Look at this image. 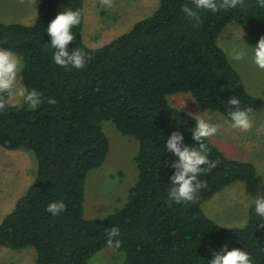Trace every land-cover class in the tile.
I'll return each instance as SVG.
<instances>
[{
	"label": "trees",
	"instance_id": "trees-1",
	"mask_svg": "<svg viewBox=\"0 0 264 264\" xmlns=\"http://www.w3.org/2000/svg\"><path fill=\"white\" fill-rule=\"evenodd\" d=\"M83 1L38 0L32 24L0 22V47L22 55V84L43 95L35 109L24 105L0 111V145L30 151L37 161L35 179L0 220V246H32L35 264H88L109 247L106 233L117 227L121 243L115 250L123 264H209L225 246L248 252L253 264H264V218L254 204L237 227L219 224L202 209L204 201L227 186L254 183V165L228 158L205 138L216 166L199 176L205 186L193 201L177 203L168 192L178 158L164 147L177 131L185 144H199L192 137L196 118L169 103L176 93L190 94L197 107L229 121L228 112L237 107L255 113L258 100L216 41L234 23L256 44L264 35V8L258 0H243V7L202 12L199 23H193L180 11L191 0H158L152 13L129 30L106 44L89 46L83 41ZM65 7L82 12L68 45L90 53L82 69L54 64L53 50L46 47L47 25ZM234 97L239 105L229 103ZM50 98L56 102L49 103ZM103 121L137 140V176L120 208L100 219H85L86 176L102 166L109 148ZM262 143L264 147V130ZM58 200L67 208L53 216L46 207Z\"/></svg>",
	"mask_w": 264,
	"mask_h": 264
},
{
	"label": "rangeland",
	"instance_id": "rangeland-1",
	"mask_svg": "<svg viewBox=\"0 0 264 264\" xmlns=\"http://www.w3.org/2000/svg\"><path fill=\"white\" fill-rule=\"evenodd\" d=\"M83 41L89 46L103 45L129 30L134 23L148 17L156 8L158 0H84ZM38 0H0V22L32 24ZM243 41L248 47L245 30L231 23L217 37V45L225 52L232 44ZM228 58V57H227ZM240 74L247 91L258 100L253 114V126L248 131L231 127V121L216 111L197 107L188 93L169 96V103L196 117H204L218 124V132L207 139L230 159L248 161L255 167L254 183L235 182L202 204L204 213L224 226H242L251 201L259 193L264 194V69L258 68L250 58L236 62L228 58ZM21 78V73L19 74ZM22 82V80H21ZM11 103V101H10ZM102 129L108 137L109 148L99 169L90 170L85 179L83 218L100 219L127 198L128 188L137 176L133 157L139 145L136 139L120 134L113 123L103 121ZM37 174V161L32 152L10 150L0 145V220L12 210L17 199L24 194ZM0 264H35L32 246L13 250L0 246ZM88 264H123V256L107 247L94 254Z\"/></svg>",
	"mask_w": 264,
	"mask_h": 264
},
{
	"label": "clouds",
	"instance_id": "clouds-1",
	"mask_svg": "<svg viewBox=\"0 0 264 264\" xmlns=\"http://www.w3.org/2000/svg\"><path fill=\"white\" fill-rule=\"evenodd\" d=\"M104 2L106 6L109 4V0H104ZM258 5L264 8V0H258ZM237 6L243 7V0H191V5L183 3L180 11L188 21L199 23L202 12L215 13L220 9H234ZM82 18L80 9L65 7L47 25L46 31L50 37V44H46V47L53 50L52 61L61 68L71 66L73 69H82L86 67L91 58L89 52L79 47L71 50L68 47L75 36L72 29L81 24ZM226 55L231 61L236 62L250 58L258 68L264 69V35H261L252 47H248L243 41L234 42ZM24 66L21 54L11 47H0V111L6 107L24 105L35 109L42 103V93L35 88L25 87L21 82L19 74ZM48 102L55 103L56 101L50 98ZM229 103L239 105L240 100L234 97ZM228 117L234 129L248 131L253 126V112L250 107H237L235 110H230ZM219 127L220 125L212 124L204 117H196L192 137L194 141L199 142L198 147L185 144L183 134L179 131L167 137L164 147L178 158L173 163L176 170L170 177L172 186L168 192L169 197L175 202L193 201L195 193L205 186L199 176L211 171L216 166V161L209 159V147L204 140L216 135ZM251 203L255 205L256 214L264 218V194L258 192ZM66 208L67 205L63 200L51 201L47 204L46 211L57 216L65 212ZM119 236L120 230L117 227L108 231L106 233L108 246L118 249L121 243ZM209 264H253V261L248 252L240 248L229 250L225 246L224 249L214 254Z\"/></svg>",
	"mask_w": 264,
	"mask_h": 264
}]
</instances>
